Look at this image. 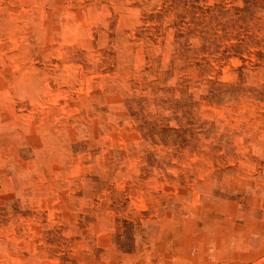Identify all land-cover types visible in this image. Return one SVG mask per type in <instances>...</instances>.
<instances>
[{
	"label": "rangeland",
	"instance_id": "rangeland-1",
	"mask_svg": "<svg viewBox=\"0 0 264 264\" xmlns=\"http://www.w3.org/2000/svg\"><path fill=\"white\" fill-rule=\"evenodd\" d=\"M0 264H264V0H0Z\"/></svg>",
	"mask_w": 264,
	"mask_h": 264
}]
</instances>
